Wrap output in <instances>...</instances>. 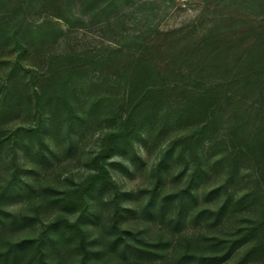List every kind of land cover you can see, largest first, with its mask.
<instances>
[{
    "label": "rangeland",
    "instance_id": "374dc122",
    "mask_svg": "<svg viewBox=\"0 0 264 264\" xmlns=\"http://www.w3.org/2000/svg\"><path fill=\"white\" fill-rule=\"evenodd\" d=\"M251 63L262 0H0V264H264Z\"/></svg>",
    "mask_w": 264,
    "mask_h": 264
},
{
    "label": "trees",
    "instance_id": "16d2710c",
    "mask_svg": "<svg viewBox=\"0 0 264 264\" xmlns=\"http://www.w3.org/2000/svg\"><path fill=\"white\" fill-rule=\"evenodd\" d=\"M262 1H264V0H262ZM107 7H109V5ZM210 40L211 39H209V41ZM140 68H141V70H140ZM238 68H239V65H238ZM242 69H243L242 73L238 75V72H237V75L234 76V78L231 79V81L229 82L231 86L239 87L243 84L245 87H250V86L253 87V86H256L259 84L261 86V89H264V65L262 66L260 64L259 66H257L256 63L255 64L251 63L247 66L244 65L243 68L239 69V71ZM179 73H181V72H179ZM136 74L140 75V81L139 82H141V87H140L141 93H140V95H138V98H139L138 101H140V103H142V101L146 97H148L152 91L155 90L158 92V90L161 89V87H159V86L153 87L152 84L148 83V80H150V78L154 75L151 72L150 66L145 65L143 63L139 68L135 69V71L133 72V77H135ZM133 86H134V83L132 82L130 85V88L131 87L133 88ZM242 88H244V87H242ZM209 92L211 93L210 90H209ZM211 95H212L211 98H213V95H215V96L217 95V96H219V99L224 98V97H228V98L231 97L227 94H221L219 90L218 91L214 90ZM136 104L133 105L132 107L135 108Z\"/></svg>",
    "mask_w": 264,
    "mask_h": 264
}]
</instances>
